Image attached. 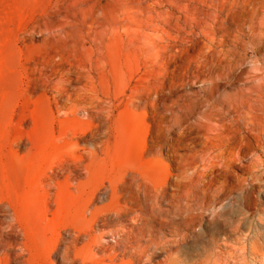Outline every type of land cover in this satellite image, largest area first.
I'll use <instances>...</instances> for the list:
<instances>
[{
    "label": "rangeland",
    "instance_id": "obj_1",
    "mask_svg": "<svg viewBox=\"0 0 264 264\" xmlns=\"http://www.w3.org/2000/svg\"><path fill=\"white\" fill-rule=\"evenodd\" d=\"M203 8L0 0V264H256L264 205L251 202L245 217L205 195L197 125L264 79V40L211 87L194 75L226 58ZM133 175L159 194L140 189L135 211L124 192L100 195L109 182L129 190Z\"/></svg>",
    "mask_w": 264,
    "mask_h": 264
},
{
    "label": "bare ground",
    "instance_id": "obj_2",
    "mask_svg": "<svg viewBox=\"0 0 264 264\" xmlns=\"http://www.w3.org/2000/svg\"><path fill=\"white\" fill-rule=\"evenodd\" d=\"M205 3L206 9L200 10L201 17L204 18L203 21L207 25L212 19L214 23L212 30L207 32L208 38L211 43L222 48L226 63L220 59L207 60L194 77L204 78V81L209 82L213 87L219 86L218 80L221 78L222 71L235 67L234 61L242 56L243 51L248 47L256 49L259 45L261 46L264 40V0H205ZM171 45L169 44V48ZM207 94L208 100L210 92ZM210 112L207 121L197 125L203 132L201 136L202 152L204 159L208 160L205 170L201 174L204 193L209 197H214L216 204H221L229 199L227 207L236 203L246 217L251 202H256L258 206L262 207L264 205V180L257 175L256 171V168L264 167V79L256 78L246 81L227 100L219 105H211ZM250 156H255L254 160L246 163ZM133 180L135 183H131L128 187L129 190L114 186L109 182L99 193L100 195L109 193L112 201L118 197L119 191L122 194L124 192L125 196L129 195L128 210L135 211L138 206L143 204L141 197L136 196V192L138 193L142 189L139 193L143 192L146 200L151 199L154 193L159 194V192L158 189L150 185L143 186L134 175ZM133 186H135V191L132 189ZM233 193H237V195L232 197ZM257 197H262V200ZM93 204L91 203L90 207ZM90 207L88 206V209ZM114 215H118V213H114ZM251 248L252 253L256 256L254 259L256 264H264V252H261L259 244L252 245ZM136 252H138L137 249ZM139 255L141 256V254Z\"/></svg>",
    "mask_w": 264,
    "mask_h": 264
}]
</instances>
